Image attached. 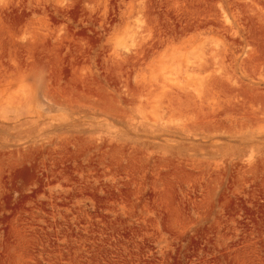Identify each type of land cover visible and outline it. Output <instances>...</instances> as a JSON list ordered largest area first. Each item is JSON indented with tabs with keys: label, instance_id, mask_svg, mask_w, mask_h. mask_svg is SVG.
I'll return each mask as SVG.
<instances>
[{
	"label": "rangeland",
	"instance_id": "obj_1",
	"mask_svg": "<svg viewBox=\"0 0 264 264\" xmlns=\"http://www.w3.org/2000/svg\"><path fill=\"white\" fill-rule=\"evenodd\" d=\"M0 264H264V0H0Z\"/></svg>",
	"mask_w": 264,
	"mask_h": 264
},
{
	"label": "bare ground",
	"instance_id": "obj_2",
	"mask_svg": "<svg viewBox=\"0 0 264 264\" xmlns=\"http://www.w3.org/2000/svg\"><path fill=\"white\" fill-rule=\"evenodd\" d=\"M210 54L212 55V53H214V51H216V49L214 48H210ZM214 56V55H213ZM199 62V61H198ZM197 62L198 66H201L199 65V63ZM196 62H193L192 64H194ZM188 64V62H187ZM194 66V65H192ZM197 67V66H195ZM200 68V67H199ZM198 68V69H199ZM195 69V68H194ZM188 71V70H187ZM216 75V74H215ZM168 80V79H167ZM171 81V80H170ZM180 82V81H179ZM164 83V82H163ZM166 83V82H165ZM205 83V82H204ZM152 84V83H151ZM171 84V83H170ZM169 84V85H170ZM179 84V83H178ZM186 84V82H185ZM147 86V84H146ZM149 86V85H148ZM166 86V85H165ZM168 86V85H167ZM194 86V85H192ZM206 86V85H205ZM169 87V86H168ZM171 87V85H170ZM187 87V86H186ZM191 87V86H190ZM144 89V88H143ZM187 89V88H186ZM207 89L208 91L214 95L219 96H223V97H228L226 100H227V103H228V106L224 107L223 109H220L219 111L216 110V112L218 111V116L219 117H223V116H226L228 114H233V115H237V114H241L238 112V103L235 102V98H236V88H234L232 85H230L227 80L223 77V76H212L208 81H207ZM145 90V89H144ZM173 90V89H172ZM185 90V89H184ZM181 91V90H180ZM206 93H207V90H205ZM184 92V91H183ZM203 93V90L202 92L200 93V91H196V90H192V91H186V99L190 102V104L197 108V109H204V100L203 98L206 97L205 93H204V97H202L200 94ZM208 93V94H210ZM203 95V94H202ZM180 96V94H179ZM183 95H181L180 97H182ZM208 97V96H207ZM209 98V97H208ZM185 99V100H186ZM186 100V101H187ZM221 100V99H219ZM246 111L245 114H249V115H253V114H256V109H253V108H246ZM244 114V113H243Z\"/></svg>",
	"mask_w": 264,
	"mask_h": 264
}]
</instances>
